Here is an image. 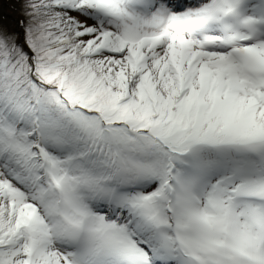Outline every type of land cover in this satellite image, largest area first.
Masks as SVG:
<instances>
[{
    "label": "snow or ice",
    "instance_id": "6c2138e0",
    "mask_svg": "<svg viewBox=\"0 0 264 264\" xmlns=\"http://www.w3.org/2000/svg\"><path fill=\"white\" fill-rule=\"evenodd\" d=\"M22 9L0 264H264V0Z\"/></svg>",
    "mask_w": 264,
    "mask_h": 264
},
{
    "label": "rangeland",
    "instance_id": "374dc122",
    "mask_svg": "<svg viewBox=\"0 0 264 264\" xmlns=\"http://www.w3.org/2000/svg\"><path fill=\"white\" fill-rule=\"evenodd\" d=\"M22 3L23 0H0V29L12 38L24 30Z\"/></svg>",
    "mask_w": 264,
    "mask_h": 264
},
{
    "label": "bare ground",
    "instance_id": "6f19581e",
    "mask_svg": "<svg viewBox=\"0 0 264 264\" xmlns=\"http://www.w3.org/2000/svg\"><path fill=\"white\" fill-rule=\"evenodd\" d=\"M189 2H191V0H189Z\"/></svg>",
    "mask_w": 264,
    "mask_h": 264
}]
</instances>
